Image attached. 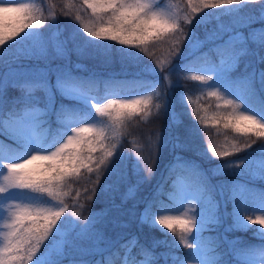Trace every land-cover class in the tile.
Segmentation results:
<instances>
[{
  "label": "snow or ice",
  "instance_id": "obj_1",
  "mask_svg": "<svg viewBox=\"0 0 264 264\" xmlns=\"http://www.w3.org/2000/svg\"><path fill=\"white\" fill-rule=\"evenodd\" d=\"M244 3L245 0H187L186 11H183L179 5L163 6V0H81L78 6L70 7L76 8L75 19L80 21L83 33L92 38L83 40V45L93 50L90 54L104 57L108 62L116 55L122 64H140L142 57L132 48L140 47L147 52L150 42H167L177 31L182 33L181 37L170 42L175 46L180 39L186 41L185 56L199 60L200 49L211 45L202 54L204 62L199 66L195 61L186 63L183 68L173 64L167 72L171 75L178 68L185 72L198 71L202 74L193 75L191 79L202 82V87L215 89L207 93L218 101L217 111L210 119L215 123L223 122L224 129L230 128L245 136L242 145L229 142L222 150L210 146L211 157L223 158L251 148L264 138V7L257 16L241 18L237 14ZM261 3L264 4V0ZM5 4L16 6H2ZM207 9L219 11H205ZM10 14L15 27L10 35L0 33V46H3L0 47V65L8 68L7 73L0 75V221L6 229L0 230V264H264V190L256 192L250 184L236 181L221 186V191L226 188L227 194L223 201L218 200L214 195L216 188L210 185L206 174H202L194 186L189 183L187 175L201 173V169L179 154L169 166V172L176 173L168 194L170 204L156 207L154 197L145 204L139 217L141 225L147 224L150 228L160 225L161 231L168 229L175 239L169 241L167 233L165 240H153L150 244L141 243L135 235L127 239L124 238L127 234L107 238L97 229V224L108 215L107 209L102 210V216L91 211L83 218L77 213L66 215L68 207L64 198L71 194L70 182L83 176L85 170L87 173L95 171V185L102 175L110 181L116 178L104 184V193L118 192L120 184L127 182L131 155L120 152L108 132L120 129L134 113L147 117L149 98L108 99L107 103H102L98 91L103 85L104 98H107L116 86L110 80H101L95 75L78 76L66 66L54 70L47 66L27 67L26 60H47L50 48L66 58L68 40H75L79 29H74L73 35L64 40H60L58 32L46 36L44 31H38L45 26L46 18L34 4L0 0V21ZM221 16L234 19L226 24ZM181 20L193 27L215 20L216 27L206 31L200 39L192 29L185 32ZM58 23L53 16L49 27ZM19 33L23 35L13 40ZM8 40H13V44L7 45ZM97 41H114L127 47L116 48ZM13 46L15 51H10ZM75 50L82 54L79 45ZM173 52H176L175 47ZM242 63L243 71L234 76ZM141 70L157 74L156 69L147 64ZM145 86L154 85L145 82ZM8 89L17 90L19 96L8 97ZM167 93L162 111L166 116L171 111V129L179 127L181 120L168 103L171 89ZM57 94L73 104L57 107ZM90 109L95 110V115ZM53 117L60 127H71V134L65 132L57 138L52 127ZM103 117H107V121ZM186 134L191 138L197 130L189 127ZM167 143L163 134H158L152 145L154 161L158 162L159 148ZM173 148L187 150L188 144L182 143L177 134ZM97 151L100 155L94 157ZM258 151L259 155L249 154L218 164L212 169L213 175L259 176L264 180V144ZM202 155L211 159L206 153ZM145 170L147 176L143 174ZM131 171L137 179L121 197L122 202L150 180L154 164L142 168L141 158H136ZM95 191L94 187L89 201L95 199ZM79 196L77 192L76 198ZM229 205L231 211H228ZM113 207L119 206L114 204ZM182 209V215L161 214ZM228 217L231 223L224 229L225 233L236 229L251 231L254 238L258 234L259 244L205 235L215 232ZM113 223L120 228L128 227L115 220ZM251 224L259 227L252 229ZM85 240L89 242L87 248L82 247ZM160 248L163 250L157 251ZM84 256L100 259L85 260Z\"/></svg>",
  "mask_w": 264,
  "mask_h": 264
},
{
  "label": "trees",
  "instance_id": "obj_2",
  "mask_svg": "<svg viewBox=\"0 0 264 264\" xmlns=\"http://www.w3.org/2000/svg\"><path fill=\"white\" fill-rule=\"evenodd\" d=\"M36 8L40 9V12L46 18L45 26L38 30L44 31L45 35H51L59 33L60 40H64L73 35L74 29H79V33L75 40L69 39L67 44L66 58H62L56 54L54 50L50 48L47 60H26L24 64L27 67L44 68L50 67L53 70L57 67H69L78 76L89 77L95 75L101 80H110L116 86L110 90L108 97H116L119 99L132 98L135 95L138 99L144 97L149 98L148 105V116L145 117L143 113H134L130 119L120 129L109 130L108 135L112 138V143H116L119 146V151L129 153L131 158L128 161L127 171L128 179L126 183H121L118 192L104 193L102 191L105 183H112L115 181V177L112 180H108L107 177L101 176L99 184L95 185L93 182L96 180V173H87L84 171L83 176L78 179H73L70 182L71 194L65 197V203L68 207V213H77L81 218L88 216L89 212H96L98 215H103L102 210L107 209L108 215L103 217L102 221L97 224V229L104 234L105 237L115 239L118 234H127L124 236L125 239L130 235H135L139 238L143 244H150L153 240L163 241L165 240V233H167V239L169 241L175 239L172 232L168 229L160 230L161 226L156 228H150L147 224L141 225L139 223V217L144 210L145 204L151 201L154 197L157 201L156 207H160L161 204L168 206L170 201L166 194L172 187V181L176 178V173L169 172V166L172 164L174 156L177 154L181 155L184 159L195 162L196 165L201 169V173H189L187 179L193 186L199 179L202 178V174H206L207 180L210 185L215 186L216 191L214 195L216 199L223 201L226 196V188L222 192L221 186H227L233 184L236 181H242L245 184H250L253 191L259 192L264 190V180L259 176L250 177L248 175L235 176L231 174L227 175H213L212 169L218 164L224 161H234L247 156L249 154L259 155V149L264 144V138L256 141L252 144L251 148L244 149L239 153H233L228 157H211L209 151L210 146L216 147L217 150H222L228 146L229 142H235L242 145L245 142V136L236 132H233L230 128L224 129L223 122L215 123L210 117L217 111L216 104L218 103L216 97H210L207 95L208 91H215V89H208L201 86L200 81H193L191 79L190 71H181L179 68L168 75L167 69L173 64L183 66L186 63L195 61L196 65L199 66L204 62L202 54L207 52L211 45H205L204 48L200 49L197 53L201 58L196 60L194 56H185L187 48L174 54L173 59L167 56L157 57L156 54L149 55L145 53L142 48H132V51L139 53L142 57L140 64L125 63L122 64L119 56L113 55L111 62H108L104 57L90 54L93 50L83 45V40L92 39L88 37L86 33H83L80 28V21L75 19L76 8L70 7L72 4L77 6L81 0H31ZM46 5L49 7H46ZM65 12H69V15H65ZM84 16V13L81 12ZM88 15H90V10ZM55 17L59 21L58 25L49 27L52 25V17ZM87 20V16H84ZM2 31H0L1 33ZM19 33L13 40L18 39ZM13 40L6 41L7 45H12ZM53 42L55 40L53 39ZM97 43H106L116 48L127 47L121 46L114 41H97ZM82 49V54H77L75 50L77 46ZM148 46H155L158 50L162 48L158 46V43H149ZM147 46V47H148ZM3 47V46H0ZM15 51V46L9 49ZM147 64L156 69L157 74L142 71L143 66ZM79 65V67H77ZM15 65H13L14 67ZM7 66L0 65V75H3L7 69ZM243 71V63L240 66V70L235 72L233 75L238 76ZM167 76V79L165 78ZM52 82H55L54 75L52 76ZM145 82H148L152 87L145 86ZM173 85H177L173 87ZM171 89V95L168 96V103L171 109H174L175 113L179 115L181 124L179 127L173 126L169 128V124L172 120L171 111L166 116L162 109L165 101V97L168 95L167 90ZM19 92L15 89H8V97L19 96ZM101 102L104 103L107 98L105 97V89L101 85L98 91ZM232 99L233 97H226ZM56 106L59 107L61 104L72 105L73 102L62 98L59 94L55 97ZM222 103V101H220ZM238 103V101H237ZM93 115L95 110L90 109ZM231 111V109H228ZM201 118H204L201 120ZM107 121V117H103ZM76 124L75 126H77ZM53 131L59 135L71 134V127L67 129L60 127L55 123V117H53ZM194 128L197 130V134L187 138L186 129ZM162 133L164 138L168 141L167 146L159 148V160L154 161V149L153 143L157 140L158 134ZM179 134L180 141L187 143V150L174 149L173 144L175 143V137ZM251 136V133H249ZM66 138V135H64ZM227 138V139H226ZM252 139H256L252 136ZM60 142H63L61 140ZM107 143V141L105 142ZM58 146V145H57ZM54 150V148H53ZM231 152V148L228 149ZM202 153H206L205 158ZM100 152L93 153L94 157H98ZM141 158V167L145 168L147 165L154 164V174L150 180L141 184L135 191L134 195H131L127 201H123L121 197L127 192L130 185L135 184L136 176L132 174L131 165L133 160ZM22 162V161H18ZM145 176L148 175L147 170L143 173ZM95 187V199L92 201L88 200V197L93 194V188ZM65 191H68L66 189ZM79 192L80 196L76 198V193ZM76 198V199H74ZM84 205L81 208L79 205ZM119 207H113V205ZM7 208V205H5ZM155 210V208H154ZM223 211V208L221 209ZM228 211H231V205H229ZM6 215V213H5ZM254 218V217H253ZM120 223H126L127 228L117 227L113 221ZM81 222L82 219H81ZM231 223V217L224 220V223L212 233H205L206 236L219 235L221 238L227 237L229 241L239 238L242 242L259 244L258 234L254 238V234L251 231L233 230L225 233L224 229ZM250 228H257L256 224H251ZM0 230L3 229V221H0ZM0 242H2V236H0ZM89 242L85 240L82 243V247L87 248ZM182 247V246H181ZM163 249H157L162 251ZM187 251V249H183ZM77 258H80L79 256ZM85 260H99L100 257H89L84 256Z\"/></svg>",
  "mask_w": 264,
  "mask_h": 264
},
{
  "label": "rangeland",
  "instance_id": "obj_3",
  "mask_svg": "<svg viewBox=\"0 0 264 264\" xmlns=\"http://www.w3.org/2000/svg\"><path fill=\"white\" fill-rule=\"evenodd\" d=\"M22 2L32 3L33 4V1H31V0H22ZM157 2H159V0H157ZM186 3H187V0H163V6L179 5L180 8L183 11H186V8H185ZM2 6L15 7L16 5H14V4H5V5H2ZM235 6L236 5H233V7H235ZM46 7H48V6L46 5ZM240 7L242 8V10H241V12L239 14H237L239 17H241V18L250 17V16L254 17V16H257L260 13V10H261L262 7H264V4L261 3V0H245V3L243 5H241ZM48 9H49V7H48ZM183 11L181 12V15H183ZM205 11L217 12L219 10H217V9H207ZM10 17H11V14H10L9 18H6L3 21H0V31H2L1 33L6 34V35H10V33L12 31V28L15 27V24L13 23V21H12V19ZM220 19L224 23L230 24V23H232L234 17L221 16ZM180 25H181V28L185 32H187L189 29H192L193 31L196 32V35L200 39H203L204 36H205V32L206 31H210V30H212L213 28L216 27V21L213 20L211 23L201 24L198 27H193L192 25H185L183 20H181L180 21ZM181 35H182V33L177 31L173 36L169 37V40L167 42L158 43V46L162 45V48H160V50H158L155 46H153V47L152 46H148L147 47V52H145L143 49L142 50L145 53H151V55L156 54V56L159 57V58L161 56L162 57L167 56V57L173 59L174 54H177L180 51H182L185 48H187L186 41H184L183 39H180L179 43L177 45H175V46L170 42L171 40H177L178 38L181 37ZM174 47L176 49L175 53L173 52ZM36 67H38V66H36ZM4 69H7L5 71V73H7L8 72V68L5 67ZM201 74L202 73H200L198 71H195V72L194 71H190L189 75L193 76V75H201ZM108 99H113V97L112 98L108 97L105 100L104 103H107ZM114 99H119V98L114 97ZM127 100H139V99L135 95L132 98H127ZM79 126H84V125L78 124L77 127H79ZM64 139H66V138H64ZM170 191H171V189H170ZM170 191H168L166 194L168 195ZM187 207L188 206L186 204L185 205V209H187ZM183 211H184V209H182L180 212H162L161 214H163V215H182ZM158 226H160V225H158ZM256 226L259 227V225H257V224H256Z\"/></svg>",
  "mask_w": 264,
  "mask_h": 264
}]
</instances>
